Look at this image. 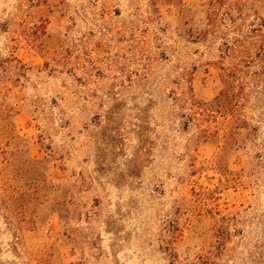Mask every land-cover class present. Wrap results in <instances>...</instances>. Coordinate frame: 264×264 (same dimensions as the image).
Listing matches in <instances>:
<instances>
[{"label":"rangeland","instance_id":"374dc122","mask_svg":"<svg viewBox=\"0 0 264 264\" xmlns=\"http://www.w3.org/2000/svg\"><path fill=\"white\" fill-rule=\"evenodd\" d=\"M0 264H264V0H0Z\"/></svg>","mask_w":264,"mask_h":264}]
</instances>
